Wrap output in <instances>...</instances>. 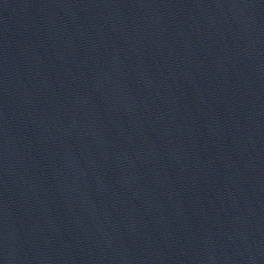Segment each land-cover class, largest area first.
<instances>
[{
    "label": "water",
    "instance_id": "water-1",
    "mask_svg": "<svg viewBox=\"0 0 264 264\" xmlns=\"http://www.w3.org/2000/svg\"><path fill=\"white\" fill-rule=\"evenodd\" d=\"M0 264H264V0H0Z\"/></svg>",
    "mask_w": 264,
    "mask_h": 264
}]
</instances>
